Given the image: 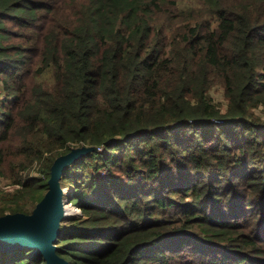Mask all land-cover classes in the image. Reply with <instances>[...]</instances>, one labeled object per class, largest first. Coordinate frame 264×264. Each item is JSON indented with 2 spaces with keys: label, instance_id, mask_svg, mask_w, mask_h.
Here are the masks:
<instances>
[{
  "label": "trees",
  "instance_id": "obj_1",
  "mask_svg": "<svg viewBox=\"0 0 264 264\" xmlns=\"http://www.w3.org/2000/svg\"><path fill=\"white\" fill-rule=\"evenodd\" d=\"M175 3L0 0V175L34 160L45 175L16 180L0 215L42 199L69 143L98 148L61 174L88 214L61 227L68 264H264V229L243 239L254 254L202 237L229 239L222 207L238 216L264 192V122L250 112L264 106V0H207L190 16ZM33 56L51 87L24 99ZM241 187L251 197L236 205ZM0 264L47 263L23 247Z\"/></svg>",
  "mask_w": 264,
  "mask_h": 264
},
{
  "label": "rangeland",
  "instance_id": "obj_2",
  "mask_svg": "<svg viewBox=\"0 0 264 264\" xmlns=\"http://www.w3.org/2000/svg\"><path fill=\"white\" fill-rule=\"evenodd\" d=\"M166 2H170L171 0H165ZM176 3L173 7V11L178 15L182 16H190V15H199L202 11L205 10V8H202L204 3L205 6L208 7L207 0H175ZM176 8V9H174ZM10 28H15L16 25L10 24L8 25ZM6 42L11 43H20L24 42L23 39L17 38L16 36H13L11 39H8ZM28 44V43H26ZM31 69L30 71L25 75V77L20 82V86L24 87L26 86V92L24 99H30L34 92L39 89V84L50 86L49 83L51 82V79L49 76L43 75L41 76L40 73V65L37 62V58L35 56L32 57L30 61ZM51 87V86H50ZM1 80H0V98L3 97L1 95ZM10 97L8 98V105L12 106L13 104H16L15 101H12L13 93H9ZM210 94H212L215 101L222 107L223 110L227 107V100L225 99L224 95V88L221 85V83L216 82L213 84ZM22 107V105H21ZM24 107V105H23ZM250 112L252 114V117L256 120H260L261 122H264V106L258 105L254 106L250 109ZM73 147H72V146ZM72 147V148H79L84 145L80 144H68L66 147ZM87 146V145H85ZM71 148V149H72ZM64 149V148H63ZM49 153H46L48 155ZM20 161L13 162L14 165H8L4 171L0 175V209L5 208L6 206V200L10 197L8 195H5L6 193H12L16 190V188L20 187L18 184H14V182L20 178L30 179L33 177H44L43 173L41 172L42 168V161L41 163L37 160H34L32 163H30L26 168H23L22 165L19 163ZM60 184L67 190L66 194L62 197L63 202V208H72L74 209V214L67 216L66 218H63L60 221V233H61V227L62 225L70 223V221L76 220H83L88 218V214L84 213L81 206L77 203H74L72 200L73 198L71 195L68 197L67 194L70 193L73 190V185L67 186L66 182L61 181ZM65 184V185H64ZM244 187H241V190L233 191V198H236V205L238 204H244L247 197L250 196V187L246 188V191L244 192ZM231 198V197H230ZM230 199H222V202H226ZM26 209L23 211V213L31 214L36 206V204L39 202L32 201L29 197L26 199ZM8 204V202H7ZM246 208V207H245ZM264 208V192L258 191V199L256 202H253L250 209L244 211L243 213H240L238 216L236 214H231V211H227L222 207V211H225L227 213V220L230 221L231 224H233V231H228L227 236L229 239L223 238V235L220 234L219 231H216L218 235H211L206 234L202 231V228L200 226H196L194 229V232L196 234H206L209 236H203L204 238H212L216 242L219 241L221 243H224L227 245L228 248H236L241 249L242 247H245L248 251H250L251 254L255 253V248L252 245L245 246L243 243V239L251 240L252 238H255L258 235L255 232H259L262 229H264V224H259V217L260 214L263 216L264 214L260 212V210ZM216 209V208H215ZM65 212V211H64ZM229 212V213H228ZM12 213L9 210H6L4 214ZM2 214V215H4ZM0 215V216H2ZM251 230V231H250ZM234 245V246H231ZM259 255H257L258 257ZM264 258V256H261ZM259 258V257H258ZM262 259V258H261ZM248 264V263H247Z\"/></svg>",
  "mask_w": 264,
  "mask_h": 264
},
{
  "label": "water",
  "instance_id": "obj_3",
  "mask_svg": "<svg viewBox=\"0 0 264 264\" xmlns=\"http://www.w3.org/2000/svg\"><path fill=\"white\" fill-rule=\"evenodd\" d=\"M96 146L72 148L59 155L51 165L48 189L31 214L16 212L0 216V250L32 248L47 264H68L57 253L56 241L61 235L60 221L64 216L61 174L66 165L78 156L97 150Z\"/></svg>",
  "mask_w": 264,
  "mask_h": 264
},
{
  "label": "bare ground",
  "instance_id": "obj_4",
  "mask_svg": "<svg viewBox=\"0 0 264 264\" xmlns=\"http://www.w3.org/2000/svg\"><path fill=\"white\" fill-rule=\"evenodd\" d=\"M67 190L64 188L62 189V193L63 195L66 194ZM64 216L67 217V216H70V215H73L75 212H74V209L72 208H65L64 210Z\"/></svg>",
  "mask_w": 264,
  "mask_h": 264
},
{
  "label": "built area",
  "instance_id": "obj_5",
  "mask_svg": "<svg viewBox=\"0 0 264 264\" xmlns=\"http://www.w3.org/2000/svg\"><path fill=\"white\" fill-rule=\"evenodd\" d=\"M217 121H219V122H220L221 120H217Z\"/></svg>",
  "mask_w": 264,
  "mask_h": 264
}]
</instances>
